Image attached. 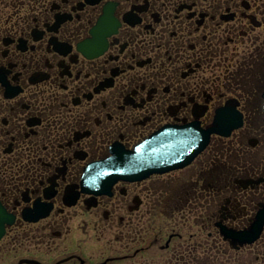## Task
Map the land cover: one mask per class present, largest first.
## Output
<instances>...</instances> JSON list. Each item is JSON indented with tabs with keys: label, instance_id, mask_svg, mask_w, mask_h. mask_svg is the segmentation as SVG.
<instances>
[{
	"label": "flooded vegetation",
	"instance_id": "1",
	"mask_svg": "<svg viewBox=\"0 0 264 264\" xmlns=\"http://www.w3.org/2000/svg\"><path fill=\"white\" fill-rule=\"evenodd\" d=\"M0 264H264V0H0Z\"/></svg>",
	"mask_w": 264,
	"mask_h": 264
},
{
	"label": "water",
	"instance_id": "2",
	"mask_svg": "<svg viewBox=\"0 0 264 264\" xmlns=\"http://www.w3.org/2000/svg\"><path fill=\"white\" fill-rule=\"evenodd\" d=\"M158 136H160V134H158ZM181 141V139H180ZM175 141H171L169 143H162L161 147H157L156 149L153 150V155H158V156H162L165 155L166 152H171L174 146H182V143L174 145ZM166 147H169V150H167ZM165 165V162L162 161V159L156 160L153 162V165L151 167V170H157V171H161L165 168L171 167L172 165H168L167 167H163Z\"/></svg>",
	"mask_w": 264,
	"mask_h": 264
}]
</instances>
